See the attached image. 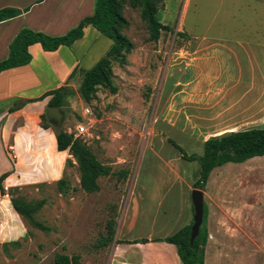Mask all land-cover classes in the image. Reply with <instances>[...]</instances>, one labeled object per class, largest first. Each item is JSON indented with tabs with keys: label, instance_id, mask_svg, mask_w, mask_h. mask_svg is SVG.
Listing matches in <instances>:
<instances>
[{
	"label": "rangeland",
	"instance_id": "obj_1",
	"mask_svg": "<svg viewBox=\"0 0 264 264\" xmlns=\"http://www.w3.org/2000/svg\"><path fill=\"white\" fill-rule=\"evenodd\" d=\"M122 16L127 25L121 32L135 48L126 64L113 63L118 92L100 87L86 103L81 86L90 68L85 65L70 81L64 107L73 113L60 128L75 137L77 127L85 126L79 139L111 175L99 179V192L86 193L69 152L63 189L56 182L2 193L0 186V264H56L58 255L79 256V264L137 262V251L129 245L172 236L194 219L191 192L201 168L183 159L181 149L201 156L211 137L264 127L263 0H161L158 20L172 31L162 32L158 42L150 39L140 8L128 0ZM203 43L224 53L220 60L225 59L227 70L228 65L237 76L244 71L232 99L253 110L214 112L203 105L182 106L174 98L185 94L175 84L187 80L186 63ZM86 109L91 114L85 115ZM43 125L56 130L48 121ZM203 191L205 264H264V157L216 169ZM12 199L28 204L51 230L17 216ZM109 221L115 223L116 236L100 247ZM116 243L125 246L122 254L113 255Z\"/></svg>",
	"mask_w": 264,
	"mask_h": 264
},
{
	"label": "crops",
	"instance_id": "obj_2",
	"mask_svg": "<svg viewBox=\"0 0 264 264\" xmlns=\"http://www.w3.org/2000/svg\"><path fill=\"white\" fill-rule=\"evenodd\" d=\"M94 1L82 0L78 5L75 0H0V10L21 11L17 18L0 23V63L9 58L10 46L23 29L51 37L64 36L93 15ZM105 38L89 26L84 30V37L70 47L61 46L54 52H47L40 44H34L29 47L32 60L28 65L0 74V178L9 174L2 182L5 191L56 183L65 178L69 151H58L55 132L42 127V116L52 98L51 92L70 88V81L79 70L85 65L91 69L106 55L113 42ZM99 43L106 48L101 50ZM214 48L210 43L200 45L196 57L186 63L187 80L174 87L183 89L185 94L174 98L181 99V105L188 108L203 105L214 112L224 108L227 113L249 112L252 108H241V101L232 99L244 79V71L240 69L237 76L228 65L227 70L225 59L220 60L224 53ZM252 72L251 85L254 87L256 75L254 70ZM130 220L132 226L133 216ZM166 237H150L145 239L148 243L129 245L131 250L137 251V262L120 263L181 264L174 245L157 242ZM118 245L115 244L113 255L125 250L124 245Z\"/></svg>",
	"mask_w": 264,
	"mask_h": 264
},
{
	"label": "trees",
	"instance_id": "obj_3",
	"mask_svg": "<svg viewBox=\"0 0 264 264\" xmlns=\"http://www.w3.org/2000/svg\"><path fill=\"white\" fill-rule=\"evenodd\" d=\"M127 0H95L94 13L86 17L80 24L72 29L69 33L61 37H51L43 33H36L29 29H23L10 46L9 58L0 63V74L3 71L26 66L32 56L29 47L34 44H40L47 52H54L61 46H72L76 41L84 37L85 28L92 26L102 36L110 39L113 44L104 57H102L84 76L81 86V95L86 103H90L100 87L109 89L116 94L118 88L114 84L112 66L114 62L126 64V56L130 54L134 44L127 39L121 32L127 21L122 16L123 4ZM134 7L141 10V17L146 22L150 39L158 42L162 32H170L172 28L164 25L158 20L159 5L161 0H128ZM264 1V0H263ZM21 11L12 8L0 10V23L17 18ZM73 77V75H72ZM70 89L62 87L51 92L52 96L48 108L64 107L65 99ZM48 121L47 116H42V127L46 128L43 123ZM49 122V121H48ZM47 129V128H46ZM57 149L59 152L69 151L76 159L80 169V184L82 190L86 193L94 194L100 191L99 179L111 175L109 167L104 166L97 157L92 153L90 148L73 134L56 128L55 130ZM183 159L191 162H197L200 165V175L194 184V189L204 190L210 180L214 170L227 164H243L251 159L264 157V127L254 128L245 131L231 132L221 136H214L205 141L204 153L201 156L188 155L182 149ZM70 162V161H69ZM68 162V163H69ZM9 174H4L0 178L2 193L4 189L2 182ZM126 179L128 173L123 172ZM60 187H65V179L58 181ZM13 209L22 217L28 219L37 228L44 232L51 230L37 221L34 216V209L25 202L12 199ZM194 210V208H193ZM206 212V209H205ZM190 225L184 227L178 233L159 239L157 242H164L175 246L177 255L181 264H205V252L208 244V230L202 225L200 235L193 245L190 244L191 229ZM114 221H109L107 237L100 242V247H106L116 236ZM136 243H148V241H137ZM80 257H69L58 255L55 259L56 264H79Z\"/></svg>",
	"mask_w": 264,
	"mask_h": 264
},
{
	"label": "water",
	"instance_id": "obj_4",
	"mask_svg": "<svg viewBox=\"0 0 264 264\" xmlns=\"http://www.w3.org/2000/svg\"><path fill=\"white\" fill-rule=\"evenodd\" d=\"M73 110L69 107H54L47 108L46 116L49 123L55 128H62L65 121L70 118ZM191 200L194 208V219L191 229L190 244L193 245L199 237L200 231L204 222L205 214V193L200 189H193L191 192Z\"/></svg>",
	"mask_w": 264,
	"mask_h": 264
},
{
	"label": "built area",
	"instance_id": "obj_5",
	"mask_svg": "<svg viewBox=\"0 0 264 264\" xmlns=\"http://www.w3.org/2000/svg\"><path fill=\"white\" fill-rule=\"evenodd\" d=\"M89 114H91L90 109H86L85 110V115H89ZM85 132H87V128L85 126L80 125L79 127H77L75 138H79L80 136L85 134Z\"/></svg>",
	"mask_w": 264,
	"mask_h": 264
}]
</instances>
